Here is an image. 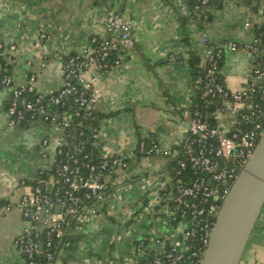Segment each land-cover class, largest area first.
<instances>
[{
	"label": "crops",
	"instance_id": "crops-1",
	"mask_svg": "<svg viewBox=\"0 0 264 264\" xmlns=\"http://www.w3.org/2000/svg\"><path fill=\"white\" fill-rule=\"evenodd\" d=\"M182 2L0 0V42L16 45L9 74L15 83H24L34 71L38 91L59 88L63 57L77 48L91 47L92 37L105 36L107 9L119 10L141 30L135 33L136 46L122 50L120 66L95 81L99 139L112 152L127 155L136 134L144 132L163 147L174 149L187 124L171 107L192 104L194 87L188 60L191 54L201 60L202 34L211 43L238 45L235 50H225L220 65L226 87L237 90L245 85L253 64L249 54L255 37L253 26L264 23V0H211L207 8L210 17L201 24L195 17L182 20ZM9 98V88L0 84V198L15 204L41 174L47 175L41 179H49L52 150L46 147L48 157H42L41 140L56 135L57 130L43 122L9 126ZM213 118L215 125L225 128L234 121L231 113L217 110ZM169 166L167 156H147L139 167L133 166L132 174L148 172L166 179ZM157 206L153 187L123 190L98 214L74 227L71 244L58 251L52 264H131L139 260L137 241L161 226L163 214ZM24 225L20 207L0 211V264L24 263L13 243ZM182 225L160 228L169 238H177ZM238 264H264V206Z\"/></svg>",
	"mask_w": 264,
	"mask_h": 264
},
{
	"label": "built area",
	"instance_id": "built-area-1",
	"mask_svg": "<svg viewBox=\"0 0 264 264\" xmlns=\"http://www.w3.org/2000/svg\"><path fill=\"white\" fill-rule=\"evenodd\" d=\"M187 1L181 3L179 14L188 17H193L198 6L207 10L211 2L190 0L195 3L191 8ZM104 28L106 35L92 37L91 47L77 48L63 57V83L47 92L35 88L34 71L24 83H15L4 72L2 59L12 63L16 45L0 42V84L10 90L8 125L43 122L57 130L56 135L41 140L42 157H48L46 147L52 150L49 179L27 186L15 204L0 198V211L16 205L25 221L14 237V246L23 264H52L55 247L71 244L75 226L98 214L123 190L153 187L163 214L160 225L176 229L183 224L180 236L169 238L157 227L137 241L140 259L131 264H200L221 204L264 132V105L257 94L264 83V42L254 37L249 46L253 64L246 83L231 90L221 79L220 61L226 49L235 50L238 45L215 44L205 33L201 36L203 90L216 99L217 111L234 116L231 127L210 125L197 107L173 105L171 109L187 124L180 144L170 150L141 132L124 155L101 142L100 127L90 123L99 94L95 81L120 66L122 50L136 46L135 33L141 27L109 8ZM152 155L175 162L166 179L148 172L132 174L134 165L139 167L142 158Z\"/></svg>",
	"mask_w": 264,
	"mask_h": 264
},
{
	"label": "water",
	"instance_id": "water-1",
	"mask_svg": "<svg viewBox=\"0 0 264 264\" xmlns=\"http://www.w3.org/2000/svg\"><path fill=\"white\" fill-rule=\"evenodd\" d=\"M263 206L264 132L221 204L200 264H238Z\"/></svg>",
	"mask_w": 264,
	"mask_h": 264
},
{
	"label": "trees",
	"instance_id": "trees-1",
	"mask_svg": "<svg viewBox=\"0 0 264 264\" xmlns=\"http://www.w3.org/2000/svg\"><path fill=\"white\" fill-rule=\"evenodd\" d=\"M211 3V2H210ZM187 4L193 8L195 7L194 1H187ZM193 17L197 19L198 23H203L207 21L210 17L209 12L207 10L203 9V6H198L195 8L192 12ZM188 16H183L182 20L184 18H187ZM254 34L256 38H259L261 42H264V23L261 25H254ZM223 59V58H222ZM222 61V60H221ZM220 61V65H221ZM188 63L191 67V74H192V79H193V87H194V95H193V100L190 108L197 107L202 110L204 116L207 118L209 121L210 125H215V120L213 118V112L216 110L217 103L215 102L216 99L213 98L209 94H205L203 90V78H204V69L200 64V60L197 56L194 54H191L188 60ZM2 64L4 66V72L9 74V67L10 63L5 62L2 59ZM258 95L261 96V102L264 105V83L262 84V87L258 90ZM90 123L92 125L98 126V121H97V116L94 112L93 118L90 120ZM175 164V162L170 163V165ZM47 177L46 173H43L40 175L41 178ZM38 178V177H37ZM61 246L55 247L54 250V256L58 253L60 250Z\"/></svg>",
	"mask_w": 264,
	"mask_h": 264
}]
</instances>
